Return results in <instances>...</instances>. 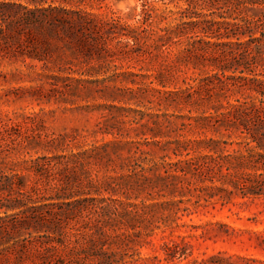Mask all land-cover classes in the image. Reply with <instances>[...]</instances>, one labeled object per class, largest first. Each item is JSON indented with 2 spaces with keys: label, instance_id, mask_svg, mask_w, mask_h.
<instances>
[{
  "label": "rangeland",
  "instance_id": "374dc122",
  "mask_svg": "<svg viewBox=\"0 0 264 264\" xmlns=\"http://www.w3.org/2000/svg\"><path fill=\"white\" fill-rule=\"evenodd\" d=\"M9 2L27 0H0V177L16 174L24 184L12 198L29 201L37 185L42 201L59 189L117 199L119 213L102 230L74 221L65 230L79 249L89 240L113 241L106 248L123 256L119 264H264V196L206 200L177 162L198 154L193 139L215 134L199 124L212 112L206 101L170 91L214 67L185 51L186 37L162 49L148 45L151 39L121 43L127 37L120 32L139 25L144 7L154 10L148 22L156 28L176 23L169 11L185 2L55 0L104 23L118 18L116 37L108 46L60 43L42 60L24 36L3 28ZM162 14L168 17L160 21ZM240 96L230 91L222 102ZM185 141L195 148L190 155L176 149Z\"/></svg>",
  "mask_w": 264,
  "mask_h": 264
},
{
  "label": "trees",
  "instance_id": "16d2710c",
  "mask_svg": "<svg viewBox=\"0 0 264 264\" xmlns=\"http://www.w3.org/2000/svg\"><path fill=\"white\" fill-rule=\"evenodd\" d=\"M54 1L5 4L11 10L3 28L24 36L38 59H44L45 53L60 43L108 46L116 37L118 18L104 23L83 8ZM182 1L185 6L169 11L176 23L152 28L148 20L154 10L144 7L139 25L127 33L120 32L127 39L119 41L130 46L151 39L148 45L162 49L186 37L185 51L207 60L214 72L170 93L183 95L186 100L206 101L212 112L199 116V124L215 135L193 139L198 154L177 160L185 164L180 171L191 174L194 189L206 200L228 202L238 195L264 196V0ZM167 17L160 15V21ZM105 29L108 34L103 33ZM230 91L241 96L224 104L222 99ZM176 143L180 154L186 151L190 155L195 149L188 141ZM19 178L16 174L0 177V209L15 211L0 214V264H119L123 260L117 251L106 248L113 241L89 240V247L79 249L70 245V234L65 230L71 221L102 230L101 224L119 213L117 199L110 198L109 202L104 197H77L83 192L59 189V195L42 201V189L33 185L36 196H27L29 201L24 202L22 196L12 198V193L24 186ZM89 213L97 214L95 222ZM42 236L47 239L39 240ZM164 246L170 249L168 243Z\"/></svg>",
  "mask_w": 264,
  "mask_h": 264
}]
</instances>
